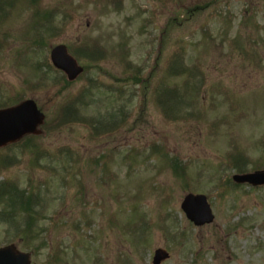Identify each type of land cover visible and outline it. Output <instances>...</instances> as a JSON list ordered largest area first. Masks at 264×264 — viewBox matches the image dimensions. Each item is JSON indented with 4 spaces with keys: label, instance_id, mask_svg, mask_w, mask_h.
I'll use <instances>...</instances> for the list:
<instances>
[{
    "label": "rangeland",
    "instance_id": "1",
    "mask_svg": "<svg viewBox=\"0 0 264 264\" xmlns=\"http://www.w3.org/2000/svg\"><path fill=\"white\" fill-rule=\"evenodd\" d=\"M200 1L45 0V6L57 4L65 10L68 22L37 48L29 41L36 36L30 3L0 21V91L11 100L34 98L47 117V128L36 139L40 145L27 148L23 155L16 152L0 171V180L22 187L32 179H50L49 198L46 195L38 211L32 234L40 238L47 230L42 235L47 245L40 250L36 238H23L19 244L32 253V264H151L159 247L171 253L163 264H264V186L250 193L248 188L233 187L225 196L215 194L210 203L216 219L210 225L195 226L181 209L188 192L209 195L233 175L231 156L242 153L250 169L264 147V141L260 143L264 139V0H218L206 9ZM189 6L195 11L190 17ZM246 41L258 62L243 57ZM61 43L75 52L96 48L103 55L98 62L79 61L90 69L86 77L70 84L58 80L55 71L54 80L37 79L30 71L35 62L31 59L45 61L51 48ZM176 52L183 57L180 63L194 73L185 92L187 76L168 73ZM137 73L144 79L152 77L153 84L160 79L167 89L178 88L185 96L177 114L186 117L167 120L156 102V91L146 95L134 87L133 79L117 81ZM198 77L203 80L200 97H195L192 81ZM88 78L100 87L79 109L84 120L106 119L127 95L136 94L127 105L132 116L111 135L98 136L81 122L62 125L60 121L62 107L88 84ZM229 90L237 107L227 99ZM198 110L203 115H191ZM42 146L51 152L49 158ZM115 149L118 155L107 164L94 166L90 161L91 156ZM13 151L4 147L0 155ZM171 158L185 164L189 182L178 176L173 163L168 164ZM258 163L264 166V155ZM62 168L67 170L58 173ZM64 177L69 179L63 188ZM33 184L38 183L33 180ZM111 212L117 215L118 226L110 222ZM168 215L165 224L184 234L181 245H174L172 233L161 228ZM138 216L150 223L132 231L127 226L130 221L137 223ZM7 230L0 221V245L12 239ZM138 239L147 240L146 245ZM101 254L103 261L98 262Z\"/></svg>",
    "mask_w": 264,
    "mask_h": 264
},
{
    "label": "water",
    "instance_id": "2",
    "mask_svg": "<svg viewBox=\"0 0 264 264\" xmlns=\"http://www.w3.org/2000/svg\"><path fill=\"white\" fill-rule=\"evenodd\" d=\"M52 61L55 66L63 69L70 80L75 79L83 68L77 64V60L71 56L66 46L60 45L52 51ZM44 122V116L41 114L32 101H25L22 104L0 111V145L21 138L26 133H39L38 127ZM3 127V130L1 128ZM255 174L246 177H239V181L258 180L252 177L259 176ZM183 208L188 216L195 221L196 224L202 225L211 222L213 216L209 205L204 196L189 195L186 197ZM166 254L162 250H158L155 257L156 264L166 258ZM16 262H12L11 259ZM28 254H23L10 245L0 249V264H30Z\"/></svg>",
    "mask_w": 264,
    "mask_h": 264
},
{
    "label": "trees",
    "instance_id": "3",
    "mask_svg": "<svg viewBox=\"0 0 264 264\" xmlns=\"http://www.w3.org/2000/svg\"><path fill=\"white\" fill-rule=\"evenodd\" d=\"M16 0H0V6H11L15 3ZM178 66V65H177ZM175 68V65H173ZM181 72H184L183 70ZM136 81H141L143 83V89L149 90L150 84L152 82V77L148 76L147 79H137ZM170 102L174 98L173 93L170 94ZM168 102V105L170 104ZM172 104V103H171ZM168 110L173 109L172 106H166ZM112 123L109 124H101L99 128L107 129L110 128L112 124H115L116 121H113L117 114L112 113L109 115ZM117 118H119L117 116ZM116 118V119H117ZM37 195L34 197L31 193L27 192L26 190H20L15 185L13 186H5L4 184H0V202L3 203L4 210L7 211L10 218H14L15 220L22 214L24 219L32 218L35 209L32 208L34 203H36ZM35 207V206H34ZM27 214V215H26Z\"/></svg>",
    "mask_w": 264,
    "mask_h": 264
}]
</instances>
